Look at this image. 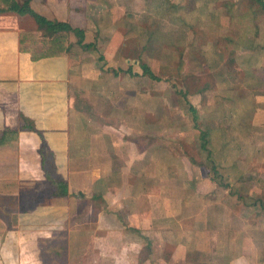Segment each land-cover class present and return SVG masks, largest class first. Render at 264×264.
<instances>
[{
	"label": "crops",
	"instance_id": "0c3cea01",
	"mask_svg": "<svg viewBox=\"0 0 264 264\" xmlns=\"http://www.w3.org/2000/svg\"><path fill=\"white\" fill-rule=\"evenodd\" d=\"M100 1L15 0L74 30L50 56L49 27L0 0V205L16 207L9 215L0 210V264H264L255 208L236 195L232 203L215 199L211 206L220 210H209L204 189L219 184L176 149L181 133L161 135L176 128L175 107L149 102L146 82L128 86L120 73L129 76L131 61L111 59V45L103 58L93 55L100 47L91 18L108 11ZM23 34L30 36L22 42ZM134 68L132 77L140 74L138 61ZM228 93L231 101L235 91ZM90 105L95 111L85 112ZM234 116L206 121L225 129L229 119L239 122ZM189 131L185 139L194 137ZM199 155L208 160L213 153ZM52 174L67 196L53 188ZM193 174L200 185L191 191ZM81 217L87 224L77 226Z\"/></svg>",
	"mask_w": 264,
	"mask_h": 264
},
{
	"label": "rangeland",
	"instance_id": "374dc122",
	"mask_svg": "<svg viewBox=\"0 0 264 264\" xmlns=\"http://www.w3.org/2000/svg\"><path fill=\"white\" fill-rule=\"evenodd\" d=\"M100 3L108 11L104 14L97 9L91 18L98 24L100 47L93 55L103 58L111 45V59L125 57L131 61L129 76L120 73L126 76L128 86L134 87V81L136 87L146 82L144 87L152 89L149 102L175 107L176 128L161 129L160 133L163 136H168V131L181 133L184 145L176 144V149H184L196 164L200 162L206 167L205 176L223 184L224 188L218 185V194L214 191L215 184L204 189L207 194L202 201L210 200L209 210L214 213L220 210L218 204L211 206L215 199L232 203L231 198L237 195L242 203L249 202L255 208V226L264 229V222L260 221L264 218V0H101ZM136 61L140 74L132 77ZM114 69H106L101 75L113 73ZM149 71L157 80L149 76ZM229 90L235 91L233 104L228 100ZM189 100L196 111L189 110ZM97 103L101 108L104 106L102 96ZM83 107L85 112L93 113L96 106ZM129 112L133 116V111ZM232 112L235 120L240 118L239 122L231 124L229 119L230 127L212 129L206 140L210 141L213 155L208 160L200 158L203 141L195 125L209 126L206 119L222 120L226 113ZM163 118H168V112ZM190 129L194 137L185 139ZM233 164L241 168L231 169ZM50 176L53 188L67 196V187L60 186L55 175ZM196 176L193 174L187 183L191 191L200 185ZM8 205H0L6 215L10 214L8 209L16 208ZM79 210L88 213L82 202ZM85 218H79L77 226L87 224Z\"/></svg>",
	"mask_w": 264,
	"mask_h": 264
},
{
	"label": "trees",
	"instance_id": "16d2710c",
	"mask_svg": "<svg viewBox=\"0 0 264 264\" xmlns=\"http://www.w3.org/2000/svg\"><path fill=\"white\" fill-rule=\"evenodd\" d=\"M10 2V6L11 8L16 11V12H20V13H25V12H31L32 14L35 15V17L37 18L38 23H40L42 26H47L49 27V34L52 36V40H47V50L48 53L47 55H53L56 50L59 51V48H65V43L66 39L68 38V35L70 32H73L74 30L72 29V27L67 24V23H53L48 21L47 19H45L44 17H41L37 14H35L34 12L31 11V9L29 8L28 2L24 5V6H20L17 2H15V0H9ZM26 36H30V35H26L23 34L22 35V42L24 40V38H26ZM22 49H24V47L22 46ZM46 55V54H45ZM146 69V67H145ZM151 78L153 79H157L156 77H154V74L149 71ZM191 110H195L193 106H191ZM196 111V110H195ZM209 126H199L198 124L195 125L196 129H198L201 132V139L203 141V144L201 145V147L203 148L204 151L208 152V154L211 156V150H210V146H209V140L207 139V136L210 135V131L214 128H216L217 126L213 123H208ZM210 150V151H209ZM66 185L65 183L61 182L59 183V185ZM60 185V186H61ZM64 190V189H63ZM65 191H67V188H65ZM64 196H66V193L64 192Z\"/></svg>",
	"mask_w": 264,
	"mask_h": 264
}]
</instances>
